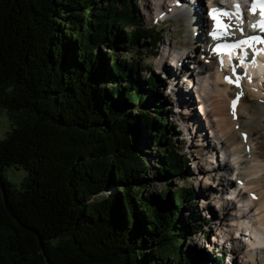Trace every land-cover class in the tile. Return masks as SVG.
Here are the masks:
<instances>
[{"label": "trees", "instance_id": "obj_1", "mask_svg": "<svg viewBox=\"0 0 264 264\" xmlns=\"http://www.w3.org/2000/svg\"><path fill=\"white\" fill-rule=\"evenodd\" d=\"M136 4L0 0V109L12 121L0 175L18 219L0 186V264H42L38 236L51 264H196L179 253L190 229L181 210L197 191L149 192L144 177L149 156L158 179L191 173L165 80L114 51L158 55L162 29ZM105 47L114 50L104 71ZM11 166L26 171L19 186L5 177Z\"/></svg>", "mask_w": 264, "mask_h": 264}, {"label": "bare ground", "instance_id": "obj_2", "mask_svg": "<svg viewBox=\"0 0 264 264\" xmlns=\"http://www.w3.org/2000/svg\"><path fill=\"white\" fill-rule=\"evenodd\" d=\"M154 1V7L152 6V8L156 11L154 12L156 18L173 15L180 19L181 12H185L189 21H192L187 26L188 30L192 32V38L195 32L196 34L200 33V37L197 36L195 43L189 47H198L197 52L200 51L199 55L201 56V60H199L200 63L198 66L200 69L197 71L200 75L204 74V83H206L201 88L199 87V83L193 87L195 95L192 101L200 102V106L196 107L198 113L203 114V111L206 112L204 119L207 121L209 128L212 129L211 132L216 139L214 142L219 144L222 150V156L224 159H227L228 163L225 166L228 168L229 165L231 166V171H228L230 173L224 179L228 184L232 182L234 185L235 182L232 179L235 178V181H238V183L236 181L237 186L231 187L230 200L241 197L238 200L239 206L237 207L236 205V209L238 208L239 210L235 211V207L232 209V213L230 215L228 214L230 217L233 216L230 221L226 218L224 210L225 203L230 205L232 201L224 197L225 188H220L216 192V196L212 198V202L208 198H202L203 207L205 210H209L211 205L217 204L218 206L223 202L221 212L224 216L220 220L222 230H219V234L226 241H231L232 252H234L232 253L233 257H235V254H239L242 258V264H264V60L258 57L260 52L256 51V60H251L248 57L243 62L244 66L233 67L227 61L221 62V59L217 57L212 48L216 41L213 34L215 28L218 26L224 27L229 30L227 31V35L230 36L234 34V28L237 27L232 19L218 15L213 19L210 18L214 10L221 8L218 5V0H215L214 4H212V0H208V5H203L204 10H199L198 6H201L200 0H196L195 5L191 3L186 4L185 0H180L181 6L175 5V2L178 0ZM197 4L199 5L197 6ZM191 6L194 8H190ZM188 8H190V11H188ZM198 42L200 44L202 43L204 47H200ZM167 48L168 45L165 46L162 57L156 63L157 69L160 68L162 59L168 57L164 62L169 66L176 59L173 53L166 51ZM177 52L182 57L187 56L184 53L185 50H177ZM167 53L169 56H166ZM193 56L196 57V53ZM221 57L222 61L223 59L226 60L225 55ZM170 77H173L171 78L173 82L178 81V74L172 73ZM192 79L190 78V85L192 84ZM189 84L188 86H190ZM196 88H198V91ZM199 89L203 92L200 98ZM248 95H250L251 99H254L252 103H247ZM234 97H239V100L236 108L233 110L231 101ZM180 104L182 105V103ZM188 114L193 117L192 111L188 112ZM188 123L190 124V122ZM202 134L200 135L203 136ZM194 144L199 145L198 142ZM202 149L204 148L202 147ZM208 158L205 160L202 159L199 163L200 170L206 175L208 172L210 174L214 173V170H211V166L214 163L212 156ZM201 166H207V168H202ZM206 179L211 180V177L209 178L208 176L206 178L204 176L203 181H206ZM211 181L217 185V179ZM213 183L209 182L210 185L200 183V186L206 187L209 190L208 186L210 187ZM218 185H220L219 182ZM243 193L248 194V199L242 196ZM233 205L235 204L233 203ZM254 217L256 218L255 223L253 222ZM238 224L242 225L245 231L250 229L249 235H251L253 229L255 231L257 230V233H254V237L259 246L258 248H248L249 250L247 252H242L247 246L243 241L242 245H238L241 240L234 238L239 236V234L246 238V234L243 232L239 233L240 229L236 228ZM232 231L235 235L231 237ZM223 241L221 239V242Z\"/></svg>", "mask_w": 264, "mask_h": 264}, {"label": "rangeland", "instance_id": "obj_3", "mask_svg": "<svg viewBox=\"0 0 264 264\" xmlns=\"http://www.w3.org/2000/svg\"><path fill=\"white\" fill-rule=\"evenodd\" d=\"M136 1V5L143 14L145 22H147V24H149L150 26L156 25V28L162 29L163 40L159 44L158 55L154 56V54H152L153 51H151L150 47L136 46L134 47V53L129 51H122L121 48L114 50L113 48L105 47L102 50H104V53L107 58L106 62L102 65V69L105 71L106 67H108L107 65L110 60L108 53H111L114 50L116 56H118L121 60H138L140 64V73L142 70H146V65L151 66L155 73H162V78L165 80L163 94L166 96L167 99L171 100V105L169 106L171 109H173L172 112H174V116H172L173 119L171 118V120H173V122L176 121L180 125L179 130L181 131V136L179 147L182 148L181 153L187 156V158H189L190 160L189 169L191 172L187 177H183L181 175H174L167 180L158 179L155 173V168L153 167L156 163L155 158L153 156H149V167L147 168V171L144 174V177L148 180L149 192L160 193L163 192L164 188H166L170 193V197H172L173 191L176 190L178 187L192 186L198 193V203L196 206L194 205V203H191L181 210V212H183L181 217L190 226V229L189 233L186 236V240L181 245V251L179 254L185 257L190 255L194 256L196 264H214L217 261L218 256H221L223 258V264H242V258L239 256V254H235V257H233L232 253L234 252H232L231 241L221 242L222 237L219 234V230H222L220 220L222 219L224 214L226 218L230 221L233 216L230 217L228 216V214L230 215L232 213V209L235 207V211L239 210L238 208L236 209V205L237 207L239 206L238 200L241 197L233 198L230 200L231 187L237 186V183L236 181H234L235 185L232 184V182L231 184H228V182L224 179L225 176H228V174L230 173L228 171H231V166L229 165V168L225 166V164L228 163L227 159H224V157L222 156L223 154L219 144L214 142V140L216 139L214 138V134H212L211 132L212 129L209 128L207 121L203 118L204 114L198 113L196 107L200 106V102L192 101L195 90L192 86H188L187 84V80L192 77L189 78L188 76L182 75L185 70L188 71V73L197 75L195 77L199 78L200 88L203 87V85H205L206 83H204V74L200 75V73L197 71L200 69V67H198L200 63L199 60H201V56L199 55L200 51L197 52L198 47H192L193 49L189 47L190 45L195 43L197 36L200 37V33L196 34L195 32V35L192 38V32H190L187 28L188 24L192 23V21H189V18L187 17V15L184 14V12H181L180 19L173 15H170L169 18H171V20L165 21L163 19L156 18V16L154 15V12H156L152 8V6L154 7V0ZM200 2L201 6H198L199 4H197V6L199 7V10H204V6L208 5V1L200 0ZM190 8L194 7L191 6ZM190 8H188V11H190ZM203 13L205 12L203 11ZM132 29H134V26L130 25H127L123 28L124 32H129ZM198 44L200 43L198 42ZM167 45L169 49L176 47V50H173L174 52H176L177 50H185L184 53L187 55L188 58H191L190 62L185 65H180L178 68H171L169 65H166V62H164L163 65L165 67L160 66L162 72L156 71V63L159 62L158 60L162 57L163 50ZM201 46L202 43L200 44V47ZM202 47H204V45ZM194 53H196V57L193 56ZM163 60L164 59H162V61ZM161 64L162 62H160V65ZM172 73L178 74V81H172L171 78L173 77H170V74ZM147 79L152 84L154 90L157 89V84L153 83V81L157 80V77L149 76ZM205 88H207V86H205ZM253 101L254 99H251L250 95H248L247 103H252ZM180 103H182V105ZM190 111H192L193 117L188 114V112ZM211 118L213 119V117ZM165 121L167 123L169 122L167 116H165ZM188 122H190V124ZM11 128L12 121L10 119L8 110L6 108H1L0 141L6 136V133L10 131ZM198 132L200 134L203 133V136H201ZM195 142H198L199 145H195ZM202 147L204 149H202ZM148 152H150V150ZM201 153L202 155H200ZM210 156H212V159L214 161L211 166V170L213 169L214 173L210 174L208 172V174L206 175L203 171L200 170L199 163L202 159L205 160ZM201 167L207 168V166ZM4 174L10 182L19 186L22 179L26 176V171L21 167L18 168L16 166H11L6 168ZM204 176L206 178L208 176L209 178L211 177V180L217 179V185L213 183V181H211L210 179H206V181H203ZM209 182L213 183L210 187L208 186L209 190H207L206 187L204 188L200 186V183L210 185ZM218 182L220 185H218ZM220 188L226 189L224 197L232 201L230 202V205L225 203L224 214L221 212V206L223 202L221 203V205L218 206L217 204L211 205L209 210H205L202 204V198H208L212 202V198L216 196V192L219 191ZM115 191V188H110L106 190L104 194L111 195L115 193ZM242 196H245L246 198L249 197L247 193H243ZM233 203L235 205H233ZM197 210L201 213V217H197V215L199 214L198 212H195ZM217 220L219 221L217 222ZM253 222H256L255 217L253 218ZM240 232H242V230ZM255 233H257V230L255 231ZM234 235L235 233L232 231L230 236L232 237ZM242 241L247 246V248L242 251L244 253L247 252V250L249 249L258 247L257 244H253L252 242L250 243V246H248V243L246 242L248 240H245L244 237L241 239V241L239 242L240 244L238 245H242ZM143 250L148 251L150 252L149 254H151L153 248L151 246H147Z\"/></svg>", "mask_w": 264, "mask_h": 264}, {"label": "water", "instance_id": "obj_4", "mask_svg": "<svg viewBox=\"0 0 264 264\" xmlns=\"http://www.w3.org/2000/svg\"><path fill=\"white\" fill-rule=\"evenodd\" d=\"M0 186H1V188H2V192H3V196H4V200H5V206H6V208H7V211L10 213V215H11L12 217H14V218L17 219V217L15 216V214H14L12 208H11V207L9 206V204H8L7 195H6V188H5V184H4V181H3L2 177H1V175H0ZM17 220H18V219H17ZM23 227L27 228L25 225H23ZM38 241H39L38 252H39V254H40V257H41V260H42V264H51V263L48 261L46 255H44V253H43V251H42V249H43V243H42V239H41L40 236H38Z\"/></svg>", "mask_w": 264, "mask_h": 264}, {"label": "snow or ice", "instance_id": "obj_5", "mask_svg": "<svg viewBox=\"0 0 264 264\" xmlns=\"http://www.w3.org/2000/svg\"><path fill=\"white\" fill-rule=\"evenodd\" d=\"M262 24H264V21H262ZM235 103H236V101L234 100L233 101V106H235Z\"/></svg>", "mask_w": 264, "mask_h": 264}]
</instances>
